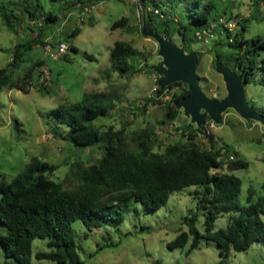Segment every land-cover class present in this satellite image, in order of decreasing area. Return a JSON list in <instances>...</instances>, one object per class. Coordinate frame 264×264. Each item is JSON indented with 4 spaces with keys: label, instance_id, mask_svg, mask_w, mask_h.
<instances>
[{
    "label": "rangeland",
    "instance_id": "374dc122",
    "mask_svg": "<svg viewBox=\"0 0 264 264\" xmlns=\"http://www.w3.org/2000/svg\"><path fill=\"white\" fill-rule=\"evenodd\" d=\"M155 1L173 11L174 17L184 22H187L188 12L185 3L193 8L211 1L216 4V13L226 11V20L229 11L233 14L230 19H249L245 38L264 37V0L254 17L251 16L254 9L252 0ZM40 2L44 12L50 10L61 16L47 31L38 30L31 20L26 19L21 24L14 20L17 29L13 33L0 19V69L6 68L14 84L10 86L0 83V180L3 178L10 181L27 162L37 157L56 164L57 169L49 174L50 177L61 182L64 187H69L73 182V165L77 159H82L86 164L100 157L102 150L98 146L79 150L50 131L55 121L48 114L49 110L60 103L79 101L85 93H104L113 99L111 114L106 117L97 116L91 121L92 125L101 130L125 127L126 132L131 133L149 123L153 124L157 135L154 143L156 151H162L167 144L177 143L181 138L185 141V137H181L175 127L183 121H189L182 110L179 109L175 120L169 121L164 116L165 105L171 101L172 92L182 87H174L168 95L159 98L160 102L149 104L146 110H138L134 106L140 107L146 97L153 96L152 87H155L157 76L149 67L160 59L156 55L157 43L141 33L143 7L140 0H99L88 6L87 11L75 7L64 10L62 14L58 2ZM146 2L152 4L150 0ZM121 17H125L126 22L112 29V23ZM40 20L38 23L42 24ZM27 23L33 27V31L24 26ZM75 27H79L80 32L73 37L69 36ZM235 29L230 32L231 37L240 29L237 23ZM116 40L129 42L141 53L143 69L123 76L111 70L109 55ZM172 40L182 44L178 34ZM217 41L216 35L207 42H192L190 47L192 51L201 53L197 66L201 87L209 97L221 99L226 90L221 75L214 69L213 46ZM17 42L30 43V49L23 50L17 65H9ZM61 42L68 46L72 44L77 50L68 49L66 57L59 59L44 54L45 45L53 48ZM222 50L229 48L223 46ZM260 57L264 59V52ZM31 66L33 68L29 76L25 77ZM262 75L260 70L254 71L250 81L244 85L247 101L259 112H264V83L258 81ZM23 79L27 81L25 86ZM21 83L24 87L18 89ZM40 86L45 87L49 94L39 91ZM15 120L19 124L14 127ZM57 125L62 131L66 129L64 124ZM211 132L215 147L226 144L237 152L238 157L248 162L246 168L231 171L242 181L237 202L240 205L247 204L249 189L253 201L264 196V127L254 120L246 122L235 111L228 109L223 113L220 124L213 123ZM194 142L201 149L210 146L209 139L201 135L195 137ZM221 170L226 171V168ZM194 189L196 186L191 185L172 192L165 204L150 212H143L141 204H132L124 212L123 221L116 227H88L81 220H74L71 226L82 264H264V241H255L244 251L231 249L227 258H222L216 242L207 238H201L199 246L191 250V237L182 247H167V243L181 231H187L184 218L190 213L197 214L195 225L199 231H204V215L198 208ZM228 215L224 213L219 216L215 220L214 229L224 228ZM261 217L264 220V215ZM5 232L4 225L0 223V234ZM46 242L47 238L33 239L31 264H56L34 256L37 251L49 250ZM0 264L16 262L7 258L0 248Z\"/></svg>",
    "mask_w": 264,
    "mask_h": 264
},
{
    "label": "trees",
    "instance_id": "16d2710c",
    "mask_svg": "<svg viewBox=\"0 0 264 264\" xmlns=\"http://www.w3.org/2000/svg\"><path fill=\"white\" fill-rule=\"evenodd\" d=\"M49 1L58 2L62 14L68 8L83 9L99 0ZM146 1L140 0V4L157 33L166 34L170 39L178 34L185 49L192 51L190 44L200 41L194 37L195 32L215 23L213 30L218 41L213 46V52L222 63L242 75L246 79L245 84L254 71L260 70L264 74V59L260 57L264 52V37H244L249 19L238 20L240 29L229 41L230 33L221 36L222 23L218 22L226 11L216 13L214 2L206 1L198 5L199 8H190L184 2L188 8L187 22H184L155 0H150L151 5ZM262 1L252 0V17L259 11ZM150 6H158L163 17L148 10ZM227 15L228 19L233 18L230 11ZM60 18L50 10L44 12L40 0H0V19L13 33L17 29L14 20L20 24L26 19L31 20L35 28L44 32ZM39 19L42 24L38 23ZM125 22L126 18L121 17L112 23L111 28ZM24 26L34 30L29 23ZM79 32L80 28L75 27L68 35L73 37ZM69 46V49L77 50L74 45ZM223 46L229 50H222ZM16 47L9 65L18 64L23 50L30 49V43L17 42ZM199 55L201 58L200 52ZM140 56L141 53L129 42L116 40L110 49V68L122 76L130 75L137 69H143ZM32 68L26 71L25 77ZM258 81L264 83V75ZM12 82L6 68L0 69V83L13 86ZM22 83L25 86L27 81L23 79ZM22 83L18 89L24 87ZM174 87L182 88L172 92L171 101L165 105L164 116L169 121L175 120L180 112L175 104L189 93L187 85L182 82L172 83L160 94L154 91L153 96L146 97L144 103L140 107L134 105L135 108L146 110L149 104L160 102L159 98L168 95ZM39 91L49 94L45 87L40 86ZM113 106L110 95L85 93L79 101L60 103L49 110L48 114L55 121V126L50 129L53 135L79 150L93 146L102 150L100 157L93 162L85 164L82 159L74 162L71 186L64 187L61 182L52 179L49 174L57 169V165L37 157L27 162L10 181L0 180V223L6 230L0 234V248L7 258L13 259L16 264H31L32 241L39 237L47 238L49 250L37 251L35 258L51 260L56 264H82L71 226L74 220H81L88 227H116L132 204H141L143 212L154 211L167 202L172 192L191 185L196 186L194 195L204 215V231H199L195 225L197 214H188L184 218L187 231H181L168 242L169 249L184 246L191 237V250L199 246L201 238H207L215 241L219 255L227 258L231 249L244 251L253 242L264 241V220L261 217L264 215V196L253 201L249 189L247 204L237 202L242 181L231 171L246 168L248 162L238 157L233 148L226 144L215 147L213 133L206 137L210 146L199 148L194 139L198 132L203 131L189 121L175 126L176 130L190 131L188 136L180 132L185 141L181 138L177 143L167 144L162 151L154 150L157 135L153 124L131 133H127L125 127L101 130L92 125L91 121L97 116H109ZM58 123L64 124L66 129L60 130ZM18 124L19 121L15 120L14 127ZM230 154H234L235 158L228 159ZM223 167L226 171L221 170ZM224 213L229 214L227 225L214 229L215 220Z\"/></svg>",
    "mask_w": 264,
    "mask_h": 264
},
{
    "label": "water",
    "instance_id": "95a60500",
    "mask_svg": "<svg viewBox=\"0 0 264 264\" xmlns=\"http://www.w3.org/2000/svg\"><path fill=\"white\" fill-rule=\"evenodd\" d=\"M141 33L150 37L157 43L156 55L160 57L158 62L149 69L156 74V84L160 93L174 82H182L187 85L189 93L180 99L176 109H181L183 115L191 124L200 127L208 117L216 124L222 122L223 113L232 109L244 121L252 120L264 127V114L257 111L249 104L245 94L246 79L236 71L225 66L218 55H214V69L221 75L225 85L226 94L221 99L211 98L201 87L197 74L199 54L197 51H187L184 44H177L166 34L157 33L150 20L142 10Z\"/></svg>",
    "mask_w": 264,
    "mask_h": 264
},
{
    "label": "built area",
    "instance_id": "2783aa9c",
    "mask_svg": "<svg viewBox=\"0 0 264 264\" xmlns=\"http://www.w3.org/2000/svg\"><path fill=\"white\" fill-rule=\"evenodd\" d=\"M86 11L88 9V7H85L84 8ZM148 10L150 11H153L154 14H157L159 15L160 17H163V13L161 11V9L158 7V6H150L147 8ZM225 13L222 14V17L219 18V23H222V30L220 31V35L224 36L226 33H230V32H233L235 31V26H236V23L238 24V20L236 19H228L226 20V17L224 15ZM235 21V22H234ZM215 24V23H214ZM214 24H211L209 27L207 28H204V29H201V30H197L195 32V38L200 40V41H208L212 38H215V30H213V27H214ZM232 37L230 36L229 37V41H231ZM69 49V46L67 43L65 42H61V43H58L55 47L53 48H50L49 45H45V51H44V54L48 57H51L52 59H59L60 57H62L66 52L67 50ZM156 82V80H155ZM157 85L155 84V87H152V92L154 91H157ZM157 94V93H156ZM213 123H215L213 120H211L210 118H206L203 122V124L199 127L202 129L203 132H198V135L200 136H205L207 137L211 132V126L213 125ZM216 124V123H215ZM195 125V124H194ZM177 126V125H176ZM196 126V125H195ZM197 127V126H196ZM178 132L180 133H183L185 136H188L190 134V131L187 130V131H183L181 128H178L177 129ZM235 158V155L234 154H230L228 156V159H234Z\"/></svg>",
    "mask_w": 264,
    "mask_h": 264
}]
</instances>
